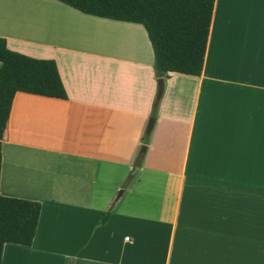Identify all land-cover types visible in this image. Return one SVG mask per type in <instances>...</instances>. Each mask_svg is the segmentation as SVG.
I'll list each match as a JSON object with an SVG mask.
<instances>
[{
    "label": "crops",
    "instance_id": "0c3cea01",
    "mask_svg": "<svg viewBox=\"0 0 264 264\" xmlns=\"http://www.w3.org/2000/svg\"><path fill=\"white\" fill-rule=\"evenodd\" d=\"M0 37L67 95L13 97L0 196L40 213L0 264H264V0H214L201 74L161 95L139 24L0 0Z\"/></svg>",
    "mask_w": 264,
    "mask_h": 264
},
{
    "label": "trees",
    "instance_id": "16d2710c",
    "mask_svg": "<svg viewBox=\"0 0 264 264\" xmlns=\"http://www.w3.org/2000/svg\"><path fill=\"white\" fill-rule=\"evenodd\" d=\"M82 14L143 27L158 79L174 72L199 76L203 67L214 0H55ZM65 100V89L53 60L11 51L0 37V165L1 138L15 93ZM159 100L152 104L154 118ZM40 204L0 196V263L4 244L29 247ZM105 211L98 225L109 218Z\"/></svg>",
    "mask_w": 264,
    "mask_h": 264
},
{
    "label": "water",
    "instance_id": "95a60500",
    "mask_svg": "<svg viewBox=\"0 0 264 264\" xmlns=\"http://www.w3.org/2000/svg\"><path fill=\"white\" fill-rule=\"evenodd\" d=\"M162 91H163V80L158 79L157 80V94L161 95Z\"/></svg>",
    "mask_w": 264,
    "mask_h": 264
},
{
    "label": "rangeland",
    "instance_id": "374dc122",
    "mask_svg": "<svg viewBox=\"0 0 264 264\" xmlns=\"http://www.w3.org/2000/svg\"><path fill=\"white\" fill-rule=\"evenodd\" d=\"M34 23V22H33Z\"/></svg>",
    "mask_w": 264,
    "mask_h": 264
}]
</instances>
